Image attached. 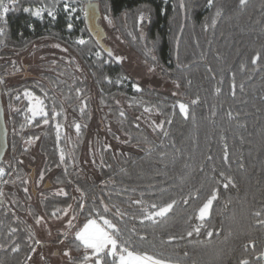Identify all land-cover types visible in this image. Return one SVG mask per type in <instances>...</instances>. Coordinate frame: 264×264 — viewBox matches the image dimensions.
Returning a JSON list of instances; mask_svg holds the SVG:
<instances>
[{
    "label": "trees",
    "instance_id": "obj_1",
    "mask_svg": "<svg viewBox=\"0 0 264 264\" xmlns=\"http://www.w3.org/2000/svg\"><path fill=\"white\" fill-rule=\"evenodd\" d=\"M42 1L57 0H18L16 11L1 25L0 57L13 58L42 39L67 46L129 138L122 148L106 149L90 169L81 158V142L74 141L69 149L64 137L56 139L51 120L53 108L63 113V103L77 109L75 91L85 92L86 81L43 72L39 80L28 78L8 87L10 96L26 87L44 96L29 85L36 83L46 95L49 121L23 130L20 111L8 117L2 168L8 207L0 203V264H32L28 259L39 233L53 235L47 242L64 238L65 245L83 256V245L67 230L69 223L62 234L51 227L37 229V220L58 219L68 207L75 214L71 223L95 218L103 224V216L118 230L109 231L119 243L127 242L130 251L170 264H264V224L257 223L264 221V0H246L244 5L213 0L211 7L208 0H95L97 12L108 15L123 44L160 80L175 85L173 93L139 83L134 90L124 79L118 83L129 75L85 19L81 23L88 41L79 45L72 43L77 30L69 29L61 14L44 21L24 11ZM9 95L6 102L12 107L17 100ZM180 103L187 106L186 115ZM150 116L160 125L146 124L142 118ZM84 131L81 126L82 136ZM28 136L38 137L44 173L62 194L46 184L39 193L34 189L35 162L22 160V142ZM59 150L64 151L62 162ZM213 190L216 199L201 221L199 208ZM173 200L165 216L144 219ZM99 257L110 263L106 254ZM82 260L73 255L65 264Z\"/></svg>",
    "mask_w": 264,
    "mask_h": 264
},
{
    "label": "rangeland",
    "instance_id": "obj_2",
    "mask_svg": "<svg viewBox=\"0 0 264 264\" xmlns=\"http://www.w3.org/2000/svg\"><path fill=\"white\" fill-rule=\"evenodd\" d=\"M66 1L71 6L80 4V0H57L54 3L51 1L49 3H47L46 1H42L37 4L28 5L24 7V9L28 8L30 10H36L38 9V5H41L42 11L40 16H32L31 11L26 13H29L34 18L45 21L46 14L49 10L52 11L53 9L57 8V6L61 7V5ZM81 1L83 2L84 6V1ZM17 3L18 0H14V11H16L17 9ZM95 22V24L99 26L101 31L103 32L102 40L108 47L109 52H111L114 57H120L119 61L122 63L125 71L130 77L128 78L126 76H121L118 83H120L121 80L124 79L125 84L129 82L130 86L134 90L137 88H134L133 85H137L139 83L151 88L154 87L160 90H165L172 93L174 92L173 87L175 85L172 86L171 84L160 80L157 76V73L153 69L143 64L133 54V52H131L123 44L118 34L113 32V22L107 14L103 12H96ZM81 35L84 41L83 44H85L88 41V36L85 35L82 27ZM74 38H77V35ZM72 43L83 45L76 41ZM0 64V80L3 81L2 83H0L2 87L1 97L7 128L9 115L16 111H20L23 117V130L40 128L49 121L47 117L48 113L46 110L47 105L45 106L46 102L44 101V96L46 95L43 93L42 88H40L38 85H35L36 83L32 81L31 83H29V85L36 87V89L38 88L44 96L35 94L34 90L30 87L17 90L18 92L12 95L14 99L17 100V103L13 104L12 107H8V104L6 102V97L10 94L6 90L12 85H17L25 81H29L28 78L39 80L40 75L43 72H51L57 76L62 77V74L68 75L74 77V80L76 78L79 81L84 80L88 83V85L85 86V92L80 93V90L75 91L77 97L76 110L73 111L71 109L72 107L63 103V113L61 111H57L56 108H53V110L51 111V120L56 130V139H59V136L60 138L64 137L66 145L69 149L72 147V144H74V141H76L77 144L78 142H81V158H83L85 164L89 165L90 169L94 168L95 164L101 158V155L106 149L111 148L115 150L117 148H122L126 141H128L129 137H127L126 132H124V126L118 119H115L111 112L108 111L107 107L104 106L102 102H100L98 95L91 85V82H89V80L85 78L83 68L81 67L77 57L68 49L67 46L57 43L53 40L42 39L34 42L32 45L28 46L21 52H16L13 58L7 60L0 57ZM25 90L32 93V97L42 101V105L39 106L42 108V111H37L35 115L32 111H29V108L33 107V105L35 104V100L28 96H25ZM122 103L123 107L128 110V112H130L133 117L139 119L138 114L132 112L128 103ZM85 114H87L86 117ZM155 115L156 114H153L151 116L154 117ZM151 116L149 117V120L145 118L142 119L148 125H150V122L153 121L152 123L154 125L159 126V120L152 119ZM43 117L45 118L44 120L40 119ZM76 125L80 126L79 130H77ZM81 126H83V129H85L83 136L81 133ZM37 142V136H28L22 142L23 149H25V154L22 160L26 164H34L35 162L36 165L35 173L37 175V184L35 185L34 189L38 191L39 189H41V185L46 184L47 189H51V191L56 194H62V188L52 185L50 178L47 174L44 173V167H42L43 161L37 150ZM63 152V150H59L60 159ZM6 158L7 153L5 155V159ZM41 173H43V176H41ZM5 206L8 207L7 203L5 204ZM71 215L75 216V214H73V211L71 213V207H68L63 211V213L59 215L58 219L50 221L49 219L42 218L40 219V221L37 220L38 227H36L39 232H41L44 227L59 229L61 234L69 230L71 231V234L75 236L77 232L81 231L84 228L85 224H87L88 220L90 219L96 220L97 224H99L101 227H104V225L99 220L95 218H88L82 224H77L76 220H74L66 230V228H64L65 224L73 220ZM49 237L52 238L53 235H50ZM49 237H43L39 233L38 238H35L37 242L34 247L35 251H32L28 259V261H30L32 264H65L67 259L70 257L72 258L73 255L82 257L83 259L85 255L89 257L87 261L84 259L77 264H95V261L98 257L92 255L91 249H85L83 247L81 249V251L83 250L82 256V252L77 254L74 250H71L67 245H65L64 238L63 241L54 243L47 242ZM40 242L43 243V246L39 244ZM65 252H68L69 255L65 256ZM106 252L107 249H105L104 253L100 254H106ZM107 258L110 261V263L107 262V264H113V261L118 259V257L108 256Z\"/></svg>",
    "mask_w": 264,
    "mask_h": 264
},
{
    "label": "snow or ice",
    "instance_id": "obj_3",
    "mask_svg": "<svg viewBox=\"0 0 264 264\" xmlns=\"http://www.w3.org/2000/svg\"><path fill=\"white\" fill-rule=\"evenodd\" d=\"M246 0H239L240 5H244ZM213 5V0H208V6L211 7ZM86 7H92L91 5H86ZM183 7V5H181ZM65 8L67 9V5H65ZM9 8L3 3V0H0V17L3 16L4 13L8 12ZM25 12L31 11L32 16H40L42 9H36V10H30L28 8L24 9ZM72 11H76L75 8L72 9ZM220 9H217L216 11V16L220 14ZM49 16L53 15V12L51 10L48 11L47 13ZM213 25L216 23L215 17H213L212 20ZM69 28H71V25H68ZM207 27V25H205ZM3 29L0 28V32H2ZM80 44H83L84 41L81 39L78 41ZM109 55H111V52H109ZM117 60L120 59V57H116ZM259 59V54L256 56L252 57V63L255 64L257 63V60ZM243 67V65H242ZM3 81L0 80V83ZM134 88L138 89L137 85H133ZM79 91V90H78ZM25 96H28L35 100V104L33 107L29 108V111H32L33 114L35 115L37 111H42V108L39 107L42 105V101L32 97V93L28 92L25 90ZM195 103V101H193ZM179 109L181 113H184L185 115L187 114V106L183 103L179 104ZM147 111V109H146ZM124 114L121 113V116ZM79 125H76L77 130H79ZM63 154L61 155V159L63 160ZM227 158V157H226ZM3 169L0 168V173H3ZM223 175V173H221ZM41 176H43V173H41ZM229 182L230 179H229ZM228 185L226 184L225 187ZM27 191V189H25ZM216 199V192L213 190L212 194L208 197V199L202 204V206L199 208L198 212V218L203 221L208 215H209V210L211 208L213 200ZM134 203H141V201H134ZM176 203L175 200H173L171 203H167L163 205L162 207H159L157 211H154L150 213L149 215L145 216L144 219L151 220L154 217H163L165 216L166 213H168L173 205ZM83 207V205H82ZM153 209L157 208V205L153 204L152 205ZM257 216L260 215L259 212L255 213ZM100 220L103 221V224L106 226L101 227L99 224H97L96 220L90 219L88 220L87 224H85L84 228L76 233V239L80 241V243L83 245L85 249H91L92 250V255L97 256L98 258L95 261V264H103L102 259L99 258L100 253H104L105 249H107L106 255L108 257H118V259L113 261V264H170L169 261H163L156 259L155 257L148 255L147 253H138V252H133L130 251L129 248L126 246L127 242L124 243H119L117 238L113 235V233L110 230H115L118 232L116 229V226L112 224V222L103 216L100 217ZM257 223L259 224H264V221L262 220H257ZM69 225H71V221H69ZM196 232H199V227L195 229ZM189 236L192 235V232L187 233ZM208 235H212L211 232L208 233ZM119 246V253L117 252V248ZM13 251H18V248H13ZM33 251H35L33 249ZM65 256L69 255L68 252L64 253ZM84 259L87 261L89 257L85 255ZM240 264H248V261L242 260L240 261Z\"/></svg>",
    "mask_w": 264,
    "mask_h": 264
},
{
    "label": "built area",
    "instance_id": "obj_4",
    "mask_svg": "<svg viewBox=\"0 0 264 264\" xmlns=\"http://www.w3.org/2000/svg\"><path fill=\"white\" fill-rule=\"evenodd\" d=\"M3 3L9 8V11L4 13L2 17H0V28L2 24H4L7 21L8 14L14 11V0H3ZM65 5H67V9L65 8ZM75 8L76 11H72V9ZM38 9H42L41 5H38ZM53 15L49 16L46 14V18H55L57 14H61L63 18L66 20L68 25H71V28L77 30V38L72 39V41L78 42L79 40H83L81 35V27H82V20L85 15V9L83 6V2L80 0V4H76L75 6H71L67 1L61 5V7L57 6V8L52 10ZM4 178L3 174L0 173V203H3L4 205L7 203L6 201V195H5V189H4Z\"/></svg>",
    "mask_w": 264,
    "mask_h": 264
},
{
    "label": "water",
    "instance_id": "obj_5",
    "mask_svg": "<svg viewBox=\"0 0 264 264\" xmlns=\"http://www.w3.org/2000/svg\"><path fill=\"white\" fill-rule=\"evenodd\" d=\"M86 1L87 0H85V2ZM85 11H86L85 21L88 25L89 31L94 36H97V38L101 41L103 38V33H102L100 27L96 26V24H95V19H96L95 14L91 20L90 14L88 13V7H86V5H85ZM1 114H2V108L0 109V158H1L2 154L4 153V150L7 148V133H6V130L1 123V117H2ZM258 257H261V256L259 255Z\"/></svg>",
    "mask_w": 264,
    "mask_h": 264
},
{
    "label": "flooded vegetation",
    "instance_id": "obj_6",
    "mask_svg": "<svg viewBox=\"0 0 264 264\" xmlns=\"http://www.w3.org/2000/svg\"><path fill=\"white\" fill-rule=\"evenodd\" d=\"M84 1V0H83ZM85 5H91L92 7H88V13L90 14L91 20L92 17L94 16V14H96L97 9L95 8V0H87L86 2L84 1V9H85ZM93 12V13H92ZM96 20V19H95ZM96 23V22H95ZM97 26V25H96ZM103 33V32H102ZM1 85H0V109L2 108V117H1V123L3 125V127L6 130L7 133V125H6V120H5V116H4V111H3V106H2V97H1ZM5 155H6V149L4 150V153L2 154L1 158H0V168H3V165L6 161L5 159Z\"/></svg>",
    "mask_w": 264,
    "mask_h": 264
},
{
    "label": "bare ground",
    "instance_id": "obj_7",
    "mask_svg": "<svg viewBox=\"0 0 264 264\" xmlns=\"http://www.w3.org/2000/svg\"><path fill=\"white\" fill-rule=\"evenodd\" d=\"M85 1V0H84ZM85 16H86V11H85V15H84V18H83V20L85 19Z\"/></svg>",
    "mask_w": 264,
    "mask_h": 264
}]
</instances>
